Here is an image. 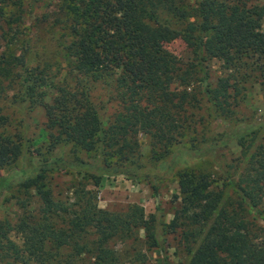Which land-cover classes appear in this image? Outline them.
<instances>
[{
  "label": "trees",
  "instance_id": "16d2710c",
  "mask_svg": "<svg viewBox=\"0 0 264 264\" xmlns=\"http://www.w3.org/2000/svg\"><path fill=\"white\" fill-rule=\"evenodd\" d=\"M23 4L24 0H0V38L5 40L0 51V99L10 91L15 102L43 108L40 138L47 146L36 149L30 170L15 168L22 157L23 136L20 130L7 132L8 118L0 108V195L16 187L25 193L33 190L39 200L35 213L23 212L14 222L0 219V263L75 264L90 256L91 264H122L116 243L136 237L144 209L137 204L118 211L100 208L88 178L96 186L103 176L140 177L139 136L148 137L149 157L159 161L194 133L196 120L186 107L193 99L188 89L199 78L206 79L208 60L219 61L224 74L205 90L207 98L224 119L231 117L240 95L238 84L251 74L264 82V3L58 0L49 17L51 26L60 30L65 65L60 63L56 71L51 65H29L15 53V38L5 37L6 30L19 25ZM176 39L192 53L189 62L165 48ZM175 83L181 88L172 89ZM97 84L109 87L118 103L109 118L94 101ZM263 126L264 117L238 123L220 141L244 145L249 137L247 155ZM208 143L195 152L200 158L219 141ZM61 145L70 147L71 159L54 155ZM80 152L98 158L88 162L77 157ZM186 155L197 157L192 152ZM11 166L3 176L1 170ZM60 171L72 177L66 197H56L50 184L51 175ZM153 171L149 167L142 175L151 177ZM176 177L180 201L169 228L183 229L185 242L191 241L188 264H264V227L257 222L264 218V141L249 154L226 199L224 189L201 169L186 167ZM152 178L155 183L157 175ZM144 231L149 248L161 247L159 231ZM13 232L20 235L21 244L12 239ZM62 251L67 253L64 259Z\"/></svg>",
  "mask_w": 264,
  "mask_h": 264
},
{
  "label": "rangeland",
  "instance_id": "374dc122",
  "mask_svg": "<svg viewBox=\"0 0 264 264\" xmlns=\"http://www.w3.org/2000/svg\"><path fill=\"white\" fill-rule=\"evenodd\" d=\"M57 2L58 0H24L21 19L18 21L19 25L13 24L5 34L6 38H15L16 43L13 45L15 53L25 58L29 65H51L54 71L59 68L62 61L60 30L51 26L49 17L51 12L56 9ZM259 2L264 3V0H259ZM262 30L264 31V19L262 20ZM4 44V38H0V51L4 48ZM165 48L183 62H189L192 58V53L180 39L166 43ZM206 70L208 74L206 79L200 80L199 78L188 89L193 99L191 104H187L186 107L190 109L189 111L196 120L194 133L173 145L159 161H154L149 157L148 137L139 136L142 154L140 177H127L121 174L103 176L96 186L92 185L91 178L87 180L88 187L93 188L97 194L96 200L100 208L118 211L125 209L128 205L137 204L144 209L143 223L135 234L136 237L116 243L122 264H188L190 254L187 253V244H191V241L185 242L183 229L172 232L169 228L174 209L180 201V198H177V172L186 167L203 170L214 181V184L224 189V199H226L234 192L233 185L243 170L249 154L258 143L264 141V126L259 128L247 155H244V147L248 143L249 137L245 139L244 145L232 139L225 144L220 141L224 138L229 127L264 117V82L251 74L249 79L238 84L240 88L238 101L231 107V117L224 119L222 113L213 106L205 93L207 88L215 85L217 78L222 76L224 71L220 62L215 59L207 61ZM199 76L202 77L200 73ZM108 88L105 85L97 84L92 94L95 103L105 108L106 117L109 118L118 108V103L109 95ZM171 88L180 89L181 87L175 83ZM0 108L8 118L7 132L17 134L20 130L23 136L22 157L17 160L14 167L30 170L37 158L36 149L42 144L47 146L46 141L40 138V132L45 124L44 110L41 107L30 108L28 103L15 102L10 91L0 99ZM214 139L219 141L218 146L200 158V155L195 152L203 151L204 146ZM190 152L197 157H188L186 154H190ZM59 154L70 159L73 157L68 145L58 146L54 155ZM77 157L88 162H95L98 158L94 154L88 155L84 152L78 153ZM149 167L156 171L150 172L152 176L153 174L157 175L155 183H153L152 176L142 175V172ZM12 169V166L3 169L1 174L6 176ZM71 181V175L64 171L54 172L51 175L50 184L56 197L70 195ZM38 207L39 200L33 190L25 193L14 187L0 195V219L7 217L14 222L16 216L27 211L35 213ZM262 208L264 210V199ZM257 222L264 227V218H258ZM144 228L156 229L160 232L163 238L161 247L149 248L147 246L144 242ZM11 237L16 243L21 244V237L18 233L13 232ZM66 255L65 251L60 253V257L63 259L66 258ZM80 258L75 261V264H91L92 262L90 256Z\"/></svg>",
  "mask_w": 264,
  "mask_h": 264
}]
</instances>
